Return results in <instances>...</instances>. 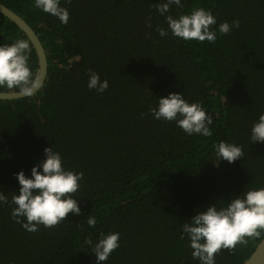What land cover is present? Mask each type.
I'll list each match as a JSON object with an SVG mask.
<instances>
[{"label": "trees", "instance_id": "obj_1", "mask_svg": "<svg viewBox=\"0 0 264 264\" xmlns=\"http://www.w3.org/2000/svg\"><path fill=\"white\" fill-rule=\"evenodd\" d=\"M0 1L35 29L48 58L34 96L0 99V191L10 199L20 187L15 173L30 175L49 146L84 174L75 193L81 214L54 227L28 232L11 217L12 205L0 206V264H95L84 242L110 231L120 233V247L100 264H198L180 239L181 224L208 204L264 186V143L250 141L264 112V0H183L184 8L170 10L204 7L217 25L239 19L215 43L160 37L157 26L167 24L158 0H61L67 24L33 0ZM17 38L29 40L0 12V44ZM89 69L108 80L105 92L87 88ZM172 91L201 102L212 115L211 136L153 118L158 96ZM221 140L241 145L244 155L217 166ZM262 238L222 249L216 264H244Z\"/></svg>", "mask_w": 264, "mask_h": 264}, {"label": "clouds", "instance_id": "obj_2", "mask_svg": "<svg viewBox=\"0 0 264 264\" xmlns=\"http://www.w3.org/2000/svg\"><path fill=\"white\" fill-rule=\"evenodd\" d=\"M68 0H65L67 3ZM33 6L60 23L67 24L69 11L61 0H33ZM184 8L183 0H158L156 11L164 17L167 27L157 26L160 37L172 36L184 41L215 43L217 32L228 34L239 27V19L231 23L224 21L217 25L216 16L210 9L193 8L190 12L171 13V9ZM215 26V27H213ZM31 46L28 39L17 38L11 43L0 44V89L15 90L19 95L32 97L44 85L29 64ZM109 87L108 80L100 74L88 70L87 88L103 93ZM154 119L175 122L187 135H212L210 125L212 115L200 101L189 102L181 91L158 96L156 106L150 109ZM250 141L264 143V112L250 128ZM44 156L34 163L30 175L21 169L15 173L19 184L10 199L0 191V206L12 205L11 217L28 232H36L43 225L51 228L65 221L71 213L80 215L81 208L75 193L78 192L82 171L64 166L62 154L52 146L43 149ZM242 146L221 140L214 145L213 163L219 161L233 163L243 156ZM97 219L87 218L89 227H94ZM264 236V186L250 187L239 194L232 195L224 203H212L197 210L181 224L180 239L188 241L191 258L198 264H216V255L222 250L235 249L237 244L246 245V238ZM95 254V264L107 261L112 252L120 247V233L101 232L94 241L86 238L84 242Z\"/></svg>", "mask_w": 264, "mask_h": 264}, {"label": "water", "instance_id": "obj_3", "mask_svg": "<svg viewBox=\"0 0 264 264\" xmlns=\"http://www.w3.org/2000/svg\"><path fill=\"white\" fill-rule=\"evenodd\" d=\"M0 12L7 16L10 20L15 22L25 32V34L28 36L29 40L33 44L39 61L37 75L41 83L44 84L48 73V59L46 49L39 35L35 31V29L21 15L13 11L10 7L6 6L1 1ZM23 97L25 96L19 95L17 91H0V99H18ZM244 264H264V236L262 239H260L256 248L247 258Z\"/></svg>", "mask_w": 264, "mask_h": 264}, {"label": "bare ground", "instance_id": "obj_4", "mask_svg": "<svg viewBox=\"0 0 264 264\" xmlns=\"http://www.w3.org/2000/svg\"><path fill=\"white\" fill-rule=\"evenodd\" d=\"M46 49V48H45ZM47 52V51H46ZM48 59V58H47Z\"/></svg>", "mask_w": 264, "mask_h": 264}]
</instances>
